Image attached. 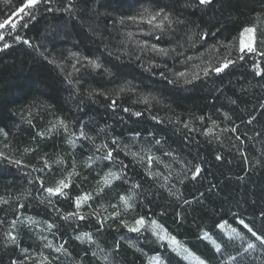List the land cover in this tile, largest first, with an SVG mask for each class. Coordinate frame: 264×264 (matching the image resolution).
<instances>
[{"label":"trees","instance_id":"1","mask_svg":"<svg viewBox=\"0 0 264 264\" xmlns=\"http://www.w3.org/2000/svg\"><path fill=\"white\" fill-rule=\"evenodd\" d=\"M24 3L0 0V21ZM68 3L41 2L33 12L35 19L18 13L12 17L16 29L10 23L0 30V128L8 133L0 135V150L8 159L21 160L17 166L0 158V264L22 260L25 255L30 257L25 264H36L41 251L57 258L53 264H147V258L157 253L165 264H189L151 231L135 233L120 226L121 219L131 223L141 215L156 219L207 264H232L228 257L238 253L243 264H264L259 249L243 254L242 245L246 247L254 238L238 223L243 219L254 230L264 227V58L249 54L237 60L239 53L235 49L229 53L224 46L234 36L238 44L239 31L246 25L264 28V0H213L210 6L199 5L198 0H71V12L55 10ZM144 8L150 12L163 8L172 25L165 22L161 30L143 21L118 23L122 17L140 15ZM137 29L145 33V41L167 48L168 53L143 50L137 59L133 57L125 33ZM16 36L22 39L17 41ZM225 56L236 62L222 73L212 72L209 65L218 66ZM84 57L97 60L102 67L92 68ZM256 61L261 62L259 76L253 68ZM206 67L208 75L203 72ZM182 70L189 73L182 79L176 77ZM194 74L198 79H192ZM123 81L143 92L147 101L141 102L143 97L133 90L117 96ZM89 92H93L91 97ZM113 100L114 108L108 106ZM125 108L132 111L125 112ZM137 111L140 116L132 114ZM57 117L71 122L70 132L83 128L93 140L77 137L72 148L65 143L68 133L63 129L44 137L36 135ZM210 127L212 132L205 134ZM102 142L112 148L128 147L114 153L115 162L97 160L85 168L87 157L103 154L95 151V145ZM25 147L33 151L25 154ZM129 150L145 159L125 155ZM58 156L64 164L50 163L39 170L44 167L39 157L51 162ZM147 156L155 158L151 164ZM73 158L80 175L66 190L68 197H52L61 209L58 213L40 203L38 197L47 193L36 178L43 179L44 187L53 186L71 170ZM121 164L123 180L89 201L91 209L81 208L82 213L96 209L101 218L117 210L119 218H109L103 228L91 216L82 221L60 218L63 212L75 210L72 197L94 191L104 172L119 171ZM197 164L201 172L193 179ZM149 170L159 175H146ZM132 184L140 187L132 189L130 203L135 207L125 212L119 196L129 195ZM100 204L103 209L98 208ZM18 207L22 223L15 229L17 245L5 244L4 232ZM25 217L38 223L28 224ZM43 221L55 227L48 231ZM221 221L237 228L244 240L224 235L216 228ZM202 229L221 244V252L201 238ZM82 232L91 233L93 242L75 239ZM49 240L54 246L64 244L69 255L45 248ZM22 248L29 252L22 253Z\"/></svg>","mask_w":264,"mask_h":264},{"label":"snow or ice","instance_id":"2","mask_svg":"<svg viewBox=\"0 0 264 264\" xmlns=\"http://www.w3.org/2000/svg\"><path fill=\"white\" fill-rule=\"evenodd\" d=\"M41 2L48 3L50 0H25V3L23 4L22 7L17 8L14 12H12L7 19H3L0 21V30L4 29L7 25L11 23V28L14 30L17 28V23L12 22V17L17 16V14H22V17H29L30 19H35V15H33V12L35 11V8L37 5H39ZM213 3V0H198L199 5H211ZM186 6H192V5H186ZM73 8V5L71 3V0H69L68 5L64 9H55L56 11H67L71 12ZM47 11H53V9L48 8L46 9ZM21 17V18H22ZM125 20L132 21V22H137V21H143L147 23L148 25H151L153 28L156 29H163L165 22H167L168 26L170 27L173 23V20L170 18V14L165 12L163 8H160L158 10L150 12L147 8H144L142 13L138 16H129V17H122L118 21V23L123 24ZM177 23H182V21H177ZM24 26H27L26 24ZM203 34L201 38H204ZM128 36L131 37L132 33L128 32ZM3 38V32L0 31V39ZM22 38L20 36H16V40L19 41ZM159 39V38H158ZM237 37H233L232 41H229L226 45H224L226 48L229 49V53L233 49L239 55H237L236 59L237 60H245L246 57L251 54L253 57L259 56L264 58V50H261L262 47H264V28L259 27L258 24H251V25H246L244 26L238 34V44L236 43ZM25 44H29L30 42L28 40L23 41ZM141 47L148 46V41H141L138 42ZM5 49L9 47L7 43L3 45ZM150 48L152 51L161 54V55H166L168 53L167 48L159 47L158 44L153 43L150 45ZM72 55H78L76 53H73ZM84 59L87 61L88 65H90L94 69H99L102 67L100 63L97 62L95 59H90L88 57H84ZM191 59V57H189ZM236 61L229 58V56H225V58L219 63L218 66H211L212 72L214 73H222L224 72L230 65H233ZM253 68L255 69V73L257 76L262 74V69H261V62L256 61L253 63ZM73 69L77 70L75 68V64L73 65ZM106 73L111 75L108 69H104ZM203 72L205 75L209 74V69L208 67L203 69ZM180 77H184L185 73H178L177 74ZM71 74H69V77ZM192 79H198V77L194 74L192 76ZM69 84L72 83L71 79H68ZM173 81H169V83H172ZM185 83H191L189 80H185ZM95 91V90H93ZM126 91L125 88L121 87L119 91L116 93L117 96L120 95V93ZM88 95L91 97L93 95V92H89ZM101 95H106L105 93H101ZM147 98H141V102H146ZM109 107H116V101L113 100L111 104L108 105ZM125 112H131L132 110L130 108H125ZM135 116H140L141 112H133L132 113ZM153 119H156V117H153ZM199 119H203V117H199ZM29 124H31V120L29 119L27 121ZM69 121H66L60 117H57L55 122L50 123V127H48L44 131H38L36 133L37 136L44 137L46 135H51L53 132L57 131L58 129H63L65 133H68L67 138L65 140V143L69 144L72 148L76 147V138L77 137H82L84 139L89 140L90 142L93 140V137L89 136L85 131H83V128L78 133H73L69 131V126H70ZM212 124L215 125L216 121H212ZM187 126V125H186ZM235 131V129H232ZM212 128L205 129V134L211 133ZM0 135H3L7 137L8 133L0 128ZM135 135H140V133H135ZM149 135H151L149 133ZM218 138V137H217ZM33 140L35 137L32 138ZM239 139V137H237ZM160 141L157 140L156 143L158 144ZM113 144L118 145V141L116 139H113L112 141ZM7 147V145H5ZM128 146L125 145L124 148H127ZM124 148H112L109 147L108 144L106 143H100L95 145V151L96 152H101L103 153L102 155L99 156H89L86 158L84 161V167L85 168H91L92 165L94 164L95 161L97 160H107V161H113L115 162L117 160V157L114 155L115 152L117 151H123ZM33 149L31 147H25L23 152L25 154L32 152ZM125 155H131L133 158L139 157V159L143 160L145 159L144 156H140L139 153L137 152H132L131 150L125 152ZM0 158L3 159H8L7 156H5L4 151L0 150ZM220 157H217L219 159ZM39 159L44 160V167L39 169L40 171H43L44 168L50 167V163H54L57 165H62L64 164V158L61 156H58L57 159L54 161L49 162L47 159H44V157H39ZM153 159H155L152 156H147L148 163L151 164ZM9 164H14L19 166L21 164L20 159H8ZM77 167V162L75 158H73L72 162V168L70 171H67L64 176L58 178L53 186H48L44 187V181L42 178L37 177L36 179L40 182L41 185V191L44 193H47V196H40L38 199L40 200L41 204H47L48 206L52 207L56 212L60 213L61 209L55 207V201H53L52 197H68V192L66 191L69 189L73 183H74V177H78L80 174L79 172L76 171ZM35 170V169H34ZM201 172L200 165L197 164L195 166V171L192 172V178L195 179L197 175ZM123 165L121 164L120 170L119 171H113L112 169H108L107 171L104 172V175L100 177L99 180L96 181L97 187L95 188L94 191L92 192H83L75 197H72L71 199L73 200V206H74V211H67L63 212L61 215V219L65 221H71V220H79L82 221L86 219L87 217H95L96 222L99 224L100 228L104 227L105 222L109 218H119L120 212L117 210H114L111 212L108 216H104L101 218L99 211L96 209H92L88 213H82L81 208L84 205H87L91 209V205L88 203L89 201L93 200L95 197L101 196L106 189L111 188L114 184L115 181H121L123 180ZM146 175L148 176H155L159 175V173H153L150 170L146 172ZM167 179V177H165ZM31 182V181H30ZM127 181H125L126 183ZM79 187V185H77ZM140 187L139 184H132L131 188L129 189V195H123L121 194L119 196V201L123 205V210L125 212L133 209L135 207L134 203H130V201L133 200V195L132 189ZM185 204L190 203V201L185 200ZM113 209H117L118 205H111ZM99 209H103L104 205L100 204L98 205ZM17 216L15 219H12L9 222V228L4 232V237H5V244H12V245H17L18 241V236L15 234V229L19 223H22L20 220V214H19V207L16 209ZM262 216H264V212L261 213ZM177 218H180V213H177ZM24 220L27 221L28 224H34L38 223L37 221L34 220L32 217H25ZM2 222V221H0ZM43 223L46 225L47 230L51 231L55 225L48 222V221H43ZM238 223L243 225L245 229H247V232L251 234V237L254 239L249 240L246 243V247L242 245V252L243 254H248L250 252L256 251L259 249L262 254H264V227H262L261 230H254L253 227H250L248 223H245L243 219H238ZM120 226L123 228L128 229L130 232H135V233H141L142 231L149 230L152 232V234L156 237L157 241H167L168 248L171 249L172 252L176 253L178 256L182 257V259L189 261V264H207V261L205 259L200 258L199 256H196L193 252L190 251L183 243L178 241L174 235L168 232V230L156 219H148L145 216L141 215L136 217L131 223H129L127 220L121 219L120 220ZM217 229H220L224 235L230 237V238H239L241 240H244V235L237 230V228L232 227L231 225L228 224L227 221H221L216 225ZM201 238L204 240L210 241V243L213 245L214 249L217 252L222 251L221 244L218 243L215 239L212 238V236L207 232L204 231L203 229L201 230ZM75 239L84 242L87 240L88 242H93V237L92 234L89 232H82L79 235L75 237ZM118 246V245H117ZM45 248H52L56 253H63L65 255H69L68 249L64 246V244H60L57 246H54L52 241L49 240L45 245ZM134 247V245H133ZM139 251V249H137ZM22 253L27 254L29 252V249L27 248H22L21 249ZM93 256L96 255L95 252L92 253ZM241 253L237 254V257H232L229 256L228 260L232 262V264H243L242 258H241ZM30 259L28 255L24 256V259L22 260H12L10 264H25V262ZM57 259L56 257L50 258L49 256L45 255L43 251L39 253V259L36 262V264H53V261ZM105 260L108 259L107 256L104 257ZM147 264H165V260L162 258V256L157 253L156 255L149 256L147 258ZM223 264V261L221 262Z\"/></svg>","mask_w":264,"mask_h":264},{"label":"rangeland","instance_id":"3","mask_svg":"<svg viewBox=\"0 0 264 264\" xmlns=\"http://www.w3.org/2000/svg\"><path fill=\"white\" fill-rule=\"evenodd\" d=\"M128 32H131L132 33V36L131 37H129L128 36ZM136 35V37L138 36V38L140 39H138L137 38V41H133V37ZM125 40L126 41H130V45L132 46L131 48H132V53H131V55L133 56V57H135L136 59L139 57L138 56V54L140 53V52H142L143 50V52H146V51H148L149 53H156V52H154V51H152L151 50V48H150V43H148V46H145V47H141V45L138 43V42H141V41H145L144 39V37L143 36H145V33L144 32H142V31H140V29L138 30H136L135 32H134V30L133 31H129V30H126V33H125ZM136 39V38H135ZM132 41V42H131ZM127 42V43H128ZM125 52V51H124ZM147 53V52H146ZM190 71H192V70H190ZM178 73H185V74H187V73H189L188 71H185V70H182V71H179ZM178 73H176V77H178V78H184V77H180V76H178L177 74ZM120 87H123V88H125L126 90H133L134 89V87L133 88H131V86L129 85V83L128 82H121L120 83V85H118V87L117 88H120ZM133 93L136 95L137 93H140L141 95V97H143L144 98V94H143V92H141V91H135V90H133ZM140 97V98H141ZM136 100V99H135ZM193 264H195V262H193Z\"/></svg>","mask_w":264,"mask_h":264}]
</instances>
